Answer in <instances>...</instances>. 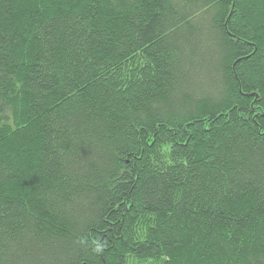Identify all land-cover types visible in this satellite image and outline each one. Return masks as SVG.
Segmentation results:
<instances>
[{
	"label": "trees",
	"instance_id": "trees-1",
	"mask_svg": "<svg viewBox=\"0 0 264 264\" xmlns=\"http://www.w3.org/2000/svg\"><path fill=\"white\" fill-rule=\"evenodd\" d=\"M0 264H264V0H0Z\"/></svg>",
	"mask_w": 264,
	"mask_h": 264
}]
</instances>
